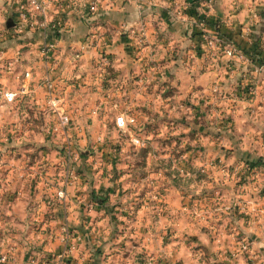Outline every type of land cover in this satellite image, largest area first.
<instances>
[{
    "label": "rangeland",
    "instance_id": "rangeland-1",
    "mask_svg": "<svg viewBox=\"0 0 264 264\" xmlns=\"http://www.w3.org/2000/svg\"><path fill=\"white\" fill-rule=\"evenodd\" d=\"M0 33L12 40L1 21ZM0 51V256L8 264L52 260L66 236L84 242L74 222L87 227L99 264H249L234 257L251 248L236 253L230 242L232 184L205 164L216 151L211 144L232 138L226 110L235 103L214 105L222 110L217 119L206 101L171 97V85L149 83L143 73L136 84L138 73L105 71V81L68 85L67 93L53 78L71 117L56 131L45 82L30 96L4 100L9 59ZM246 89V99L258 94ZM122 115L135 119L125 130L117 125ZM217 177L223 186H210Z\"/></svg>",
    "mask_w": 264,
    "mask_h": 264
},
{
    "label": "crops",
    "instance_id": "crops-1",
    "mask_svg": "<svg viewBox=\"0 0 264 264\" xmlns=\"http://www.w3.org/2000/svg\"><path fill=\"white\" fill-rule=\"evenodd\" d=\"M99 2L98 13L89 16L87 5L76 3L62 31L37 29L19 34L7 26L8 20L14 22L15 0H0V21L13 33L11 41L0 38L1 50L9 59L1 79L5 83L4 100L8 101L6 94H19L23 86L24 95L8 102L21 95L30 96L32 87L35 92L43 90L41 83L47 76L56 78L66 92L68 85L69 90L78 83L103 82L104 72L111 71L117 75L138 73L134 74L136 84L141 73L150 77L149 83L161 84L158 79L163 80L172 87L171 97L206 101L212 108L208 109L209 117L218 119L222 114L214 105L235 103V109L226 110L234 118L232 138L229 140L225 133L221 143L211 144L216 151L205 164L232 184L230 229L235 239L230 237V242L238 250L236 253L245 249V241L251 248L246 256L234 257L235 261L246 258L249 264H264V0ZM50 8L55 18L60 16L59 11ZM90 36L93 41H89ZM216 36L237 45L245 57H229L209 47L205 37ZM46 42L55 44V62L42 59L39 47ZM251 85L258 94L246 99L241 92ZM218 180L212 179L210 186L219 184ZM70 216L66 219L70 220ZM69 224L84 242L68 236L71 243H76V250L64 264H99L100 258H93L92 248L86 244L87 227L82 222ZM61 247L53 258L65 250V241ZM53 258L43 264H52ZM110 261L108 258L104 264Z\"/></svg>",
    "mask_w": 264,
    "mask_h": 264
},
{
    "label": "built area",
    "instance_id": "built-area-1",
    "mask_svg": "<svg viewBox=\"0 0 264 264\" xmlns=\"http://www.w3.org/2000/svg\"><path fill=\"white\" fill-rule=\"evenodd\" d=\"M84 2L87 5V15H95L99 11V0H15L14 7V28L17 33L21 34L28 30L37 29H51L54 31H62L66 28L67 15L71 10L75 8L76 3ZM55 8L59 11L60 16L55 18L51 14V8ZM250 28V27H249ZM247 27L246 32L249 31ZM88 39V38H87ZM89 41H93V37L90 36ZM205 42L209 47L220 50L224 55L229 57L238 56L243 59L245 53L234 43L221 38L205 37ZM264 49V48H263ZM55 44L46 42L40 48L42 59L45 61L53 60L55 55ZM1 54V51H0ZM79 58V54L76 55ZM12 64L8 63V67ZM30 74H26L29 77ZM45 84L48 91V105L52 109V114L56 119L55 130L66 128L71 123V117L64 108V98L57 94L56 82L49 76L45 77ZM25 86L20 89L19 94H24ZM19 94H6L8 100H13ZM135 119L130 116L122 115L117 118V125L121 129H125L128 125L134 123ZM131 140L133 144L140 145L141 140L136 135H132ZM59 197H64V192L59 193ZM66 242L67 247L65 250L53 258L52 264H64L65 260L76 250V244L71 243L68 240V236L63 239ZM243 248H247V244H242ZM9 258L7 256H0V263L8 264Z\"/></svg>",
    "mask_w": 264,
    "mask_h": 264
},
{
    "label": "water",
    "instance_id": "water-1",
    "mask_svg": "<svg viewBox=\"0 0 264 264\" xmlns=\"http://www.w3.org/2000/svg\"><path fill=\"white\" fill-rule=\"evenodd\" d=\"M7 26H8L9 28L15 26V24H14V22H13V19L8 20V22H7Z\"/></svg>",
    "mask_w": 264,
    "mask_h": 264
}]
</instances>
